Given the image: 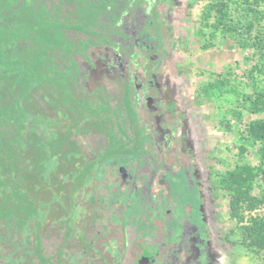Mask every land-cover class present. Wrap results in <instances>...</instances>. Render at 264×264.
<instances>
[{"label": "trees", "instance_id": "obj_1", "mask_svg": "<svg viewBox=\"0 0 264 264\" xmlns=\"http://www.w3.org/2000/svg\"><path fill=\"white\" fill-rule=\"evenodd\" d=\"M158 1L173 2L0 0V264H141L131 256L109 259L110 247L125 246L128 255L137 243L136 217L149 222L155 211L154 181L168 186L158 202L170 212L173 163L185 180L175 188L179 210L204 218L207 187L194 171L190 143L183 132L174 137L177 117L166 118L172 104L167 111L160 105L156 75L166 39L152 9ZM261 2L238 0L232 13L227 0H214L201 19L252 47L256 77L264 76ZM256 77L242 104L264 115ZM203 92L210 98L236 89L216 78ZM244 134L257 163L245 162L240 149L241 159L217 172L207 190L226 195L243 247L264 264V120L249 121ZM205 233L196 228L184 238L189 259L170 256L178 251L159 257L160 248L143 256L149 264H210Z\"/></svg>", "mask_w": 264, "mask_h": 264}, {"label": "rangeland", "instance_id": "obj_2", "mask_svg": "<svg viewBox=\"0 0 264 264\" xmlns=\"http://www.w3.org/2000/svg\"><path fill=\"white\" fill-rule=\"evenodd\" d=\"M227 1L232 13L238 9V0ZM256 1L262 3V0ZM174 2L171 6L159 5L166 44L156 81L164 100L176 103V112L183 113L186 135L194 147L199 170L207 177L208 184L214 185L217 172L233 168L241 159L240 149L245 151V162L257 163L256 147L245 139L244 125L251 120H264V115L250 114L242 104V94L251 93L256 74L250 71L257 57L252 47L239 43L238 37L222 35L204 25L203 9L214 0ZM245 38L250 39L247 34ZM216 78L235 87V94L224 92L218 97H207L203 87ZM255 82L264 86V76H257ZM209 197L207 212L213 233L211 240L215 244L212 264H258L243 247L236 223L228 216L226 195L212 189ZM181 214L177 212L174 216L172 231L174 234L182 232L180 240L186 242L185 229L180 223L176 224L183 218ZM173 237H169L170 240Z\"/></svg>", "mask_w": 264, "mask_h": 264}, {"label": "flooded vegetation", "instance_id": "obj_3", "mask_svg": "<svg viewBox=\"0 0 264 264\" xmlns=\"http://www.w3.org/2000/svg\"><path fill=\"white\" fill-rule=\"evenodd\" d=\"M173 2H169V1H158V2H154L153 4V11H155L158 14V18H159V5H166V6H171L174 5L175 2L174 0H172ZM140 4L144 5L143 2H140ZM160 20V18H159ZM137 70V69H135ZM138 71V70H137ZM136 72V71H135ZM160 87V85H159ZM160 94H161V98L162 101L160 102V105L167 111L170 108V105L172 104V111L171 114H168V116L166 117L167 119H175V117H177L176 119L178 121H176V124L173 126V131H174V137H179L181 132H183L185 139L188 141V143H190V141L187 138L186 135V131H185V125H184V116L183 113L179 112L177 113L176 110L178 109V105L176 103H172L169 100H164V97L162 96V91L160 88ZM182 108V107H179ZM146 120L153 122V124L151 125L152 128L155 127L154 121H155V117L153 114L149 113L146 115ZM178 130V132H177ZM151 137V136H150ZM152 138V137H151ZM191 157H193L192 159V163H194V171L195 173H197L202 179L203 182H205V185L208 189V181H207V177L205 175H203L200 170H199V163L197 161L196 158V154L194 153V147L191 145ZM176 152H178V149L175 150ZM167 153L164 152V155H166ZM167 156V155H166ZM173 169L175 170V175L174 176H170L168 178L169 180V185L171 190V193L168 194L170 196L171 199H173L172 201V208L170 210V212L167 211L166 213V209H165V205H163V203L158 202L159 201V192L166 194V192L168 191V186L165 184H160L157 181H154L153 184L151 185L150 190L152 191L151 195L153 198V202H154V206L153 208L155 209V211H153L152 215H151V221L149 222H144L143 219H138V217H136V235L134 238V242L135 245H132V249L131 251H128V255L126 253V247L122 246L120 248H118L116 245H111L110 249L111 251V255L108 254L109 259L115 258L118 261H123L125 258H127V256H131L132 258H134L135 261L142 262L141 264H149L150 262V256L144 257L143 255L146 253L145 250H151L154 253H157L158 248H160V254L159 252L157 254H159L160 256H166L165 251H169V253H171V251L173 253H176L178 251V254H170L174 255V259H183L184 257H187V245H189L188 243L181 241L180 239H183V235L182 232L180 233H173L172 231V225L174 224L175 221V217L178 213H182L179 210V207H181L182 204H180L181 199L175 201V198L177 197V193H175V188L178 187L179 184H182L183 182L185 183V180L183 178V172L179 170V166L177 163H173L172 164ZM125 177V176H124ZM206 189V200H208V206L205 207V209L201 210L204 214V218H201V215L197 214L198 212L192 211L190 208H185L184 209V213L181 214L183 216V218H181L180 222L177 221L176 224H181L182 227L185 229V234L189 236V233L193 230H195L196 228H198V230H203L205 231L207 234L209 233V240L206 239V235L204 237V245H209L210 247V252L212 254V259L210 261V264H212V261L214 259L215 256V244L213 243V241L211 240V238H213V233L211 230V227L209 225V214L207 212V208H209L210 206V197H209V193L210 191ZM185 193V192H184ZM182 193V194H184ZM187 195V194H184ZM165 196V195H164ZM185 197V196H184ZM185 203L188 202V198H184L183 200ZM164 213L166 214L165 217L167 218V225L166 222L164 221L163 217H164ZM169 213V214H168ZM168 214V215H167ZM175 216V217H174ZM157 219V220H155ZM155 220V221H154ZM202 220V222H201ZM186 221V222H185ZM164 223V225H162V223ZM192 222L195 224L196 227H194L192 225ZM151 223V225L149 224ZM205 233V234H206ZM174 235V237L170 240L169 237H172ZM152 239V242H149V240ZM176 239V240H175ZM180 240V242H179ZM191 241V239H190ZM178 243L179 245H176V243ZM152 243H155L154 245ZM156 246V248L154 247ZM152 248H155V250H153ZM156 254V257L153 258V262L158 261L159 257ZM189 259V258H188ZM190 262V261H189ZM188 262V263H189Z\"/></svg>", "mask_w": 264, "mask_h": 264}]
</instances>
